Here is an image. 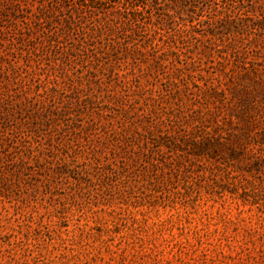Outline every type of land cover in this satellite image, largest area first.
I'll list each match as a JSON object with an SVG mask.
<instances>
[{"label": "rangeland", "instance_id": "374dc122", "mask_svg": "<svg viewBox=\"0 0 264 264\" xmlns=\"http://www.w3.org/2000/svg\"><path fill=\"white\" fill-rule=\"evenodd\" d=\"M0 264H264V0H0Z\"/></svg>", "mask_w": 264, "mask_h": 264}, {"label": "trees", "instance_id": "16d2710c", "mask_svg": "<svg viewBox=\"0 0 264 264\" xmlns=\"http://www.w3.org/2000/svg\"><path fill=\"white\" fill-rule=\"evenodd\" d=\"M132 1H135V0H128V2H130V4H132ZM91 3L94 4L93 2H91Z\"/></svg>", "mask_w": 264, "mask_h": 264}]
</instances>
